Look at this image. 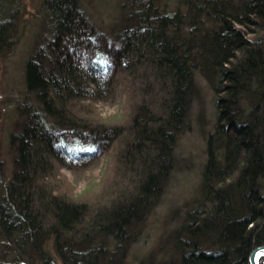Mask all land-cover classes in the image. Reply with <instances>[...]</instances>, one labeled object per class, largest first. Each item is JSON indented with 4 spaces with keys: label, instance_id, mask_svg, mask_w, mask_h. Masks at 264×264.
I'll use <instances>...</instances> for the list:
<instances>
[{
    "label": "trees",
    "instance_id": "trees-1",
    "mask_svg": "<svg viewBox=\"0 0 264 264\" xmlns=\"http://www.w3.org/2000/svg\"><path fill=\"white\" fill-rule=\"evenodd\" d=\"M133 1L126 14L121 9L119 49L107 51L91 40L93 25L77 0H42L51 32L24 64L26 95L34 98L19 104L24 120L9 138L0 264H122L173 169L198 88L195 70L216 108L198 192L162 246L168 257L141 264H250L252 250L264 245V0H172L174 10ZM13 12L0 0V45ZM107 52L115 63H105ZM117 59L139 87L131 116L88 120L86 99L109 93ZM117 139L115 180L103 199L54 192L52 159L86 163Z\"/></svg>",
    "mask_w": 264,
    "mask_h": 264
},
{
    "label": "rangeland",
    "instance_id": "rangeland-1",
    "mask_svg": "<svg viewBox=\"0 0 264 264\" xmlns=\"http://www.w3.org/2000/svg\"><path fill=\"white\" fill-rule=\"evenodd\" d=\"M132 1L77 0L80 11H83L86 19L93 25L95 35L91 40H102L103 48L107 51L118 50L122 40V11L126 14L129 4L135 2ZM238 1L231 0V3ZM4 4L7 11L13 8L15 13H11L13 21L8 45H0V192L2 184L9 180L13 169L9 138L21 129L24 120L19 104L33 100V95H28L30 92L26 95L24 64L30 54L40 44H44L51 32L42 0H4ZM155 4L164 5L168 10H174L176 6L172 0H155ZM101 56L106 58L105 63L116 62L108 52ZM122 64L120 61L114 64L113 68L116 70L110 76L111 86L105 97L86 99L89 101L86 114L88 120L115 124L128 120L131 116L136 99H139V87H136L134 77L123 70ZM194 77L198 88L190 100L184 128L176 139L173 169L162 196L145 219L143 231L127 247L122 264H141L148 257H153L155 262L167 258L165 249L171 240L170 236L183 222L190 201L198 192L201 169L206 157L205 138L213 129L216 108L211 86L200 71L195 70ZM125 137L124 134L122 139ZM122 139L113 140L102 154L86 163L75 164L52 159L49 171L54 192L77 200L103 199L111 186L112 178L115 180L114 163L117 152L121 149ZM105 200L106 198L103 201ZM163 245L166 247H162ZM0 250L3 254L6 249L2 246Z\"/></svg>",
    "mask_w": 264,
    "mask_h": 264
},
{
    "label": "water",
    "instance_id": "water-1",
    "mask_svg": "<svg viewBox=\"0 0 264 264\" xmlns=\"http://www.w3.org/2000/svg\"><path fill=\"white\" fill-rule=\"evenodd\" d=\"M257 252H261V253H264V245H261V246H257L256 248H254L252 250V252L250 253V256H249V263L250 264H259V258L261 256H263L264 254H262L259 258H256V253Z\"/></svg>",
    "mask_w": 264,
    "mask_h": 264
},
{
    "label": "snow or ice",
    "instance_id": "snow-or-ice-1",
    "mask_svg": "<svg viewBox=\"0 0 264 264\" xmlns=\"http://www.w3.org/2000/svg\"><path fill=\"white\" fill-rule=\"evenodd\" d=\"M86 151H89V152H96L97 149L96 148H91V149H86ZM262 254L264 253H261V252H257L255 255H256V258H259Z\"/></svg>",
    "mask_w": 264,
    "mask_h": 264
},
{
    "label": "bare ground",
    "instance_id": "bare-ground-1",
    "mask_svg": "<svg viewBox=\"0 0 264 264\" xmlns=\"http://www.w3.org/2000/svg\"><path fill=\"white\" fill-rule=\"evenodd\" d=\"M261 246V245H260ZM250 256V255H249ZM264 256V255H263ZM262 257V256H261ZM259 264H262L261 262H260V258H259Z\"/></svg>",
    "mask_w": 264,
    "mask_h": 264
}]
</instances>
